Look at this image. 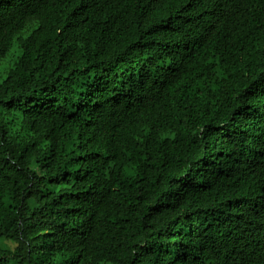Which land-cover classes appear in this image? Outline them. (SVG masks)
<instances>
[{"label":"trees","instance_id":"trees-1","mask_svg":"<svg viewBox=\"0 0 264 264\" xmlns=\"http://www.w3.org/2000/svg\"><path fill=\"white\" fill-rule=\"evenodd\" d=\"M0 0V264H264V0Z\"/></svg>","mask_w":264,"mask_h":264},{"label":"clouds","instance_id":"clouds-1","mask_svg":"<svg viewBox=\"0 0 264 264\" xmlns=\"http://www.w3.org/2000/svg\"><path fill=\"white\" fill-rule=\"evenodd\" d=\"M241 0H214L210 5L205 6L193 3L187 10L184 20L197 21L204 29H217V23L222 26L226 18L234 21V29L231 33H221L222 48L226 49L236 38L240 31L242 20L240 14Z\"/></svg>","mask_w":264,"mask_h":264},{"label":"rangeland","instance_id":"rangeland-1","mask_svg":"<svg viewBox=\"0 0 264 264\" xmlns=\"http://www.w3.org/2000/svg\"><path fill=\"white\" fill-rule=\"evenodd\" d=\"M1 78V77H0ZM15 242L12 239L0 236V247H14Z\"/></svg>","mask_w":264,"mask_h":264}]
</instances>
